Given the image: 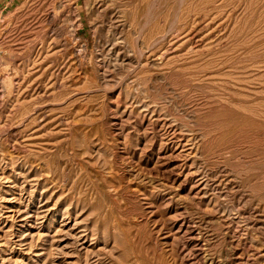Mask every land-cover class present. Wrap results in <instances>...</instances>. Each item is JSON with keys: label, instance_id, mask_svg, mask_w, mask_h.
Segmentation results:
<instances>
[{"label": "rangeland", "instance_id": "374dc122", "mask_svg": "<svg viewBox=\"0 0 264 264\" xmlns=\"http://www.w3.org/2000/svg\"><path fill=\"white\" fill-rule=\"evenodd\" d=\"M0 264H264V0H0Z\"/></svg>", "mask_w": 264, "mask_h": 264}, {"label": "bare ground", "instance_id": "6f19581e", "mask_svg": "<svg viewBox=\"0 0 264 264\" xmlns=\"http://www.w3.org/2000/svg\"><path fill=\"white\" fill-rule=\"evenodd\" d=\"M202 14V13H201ZM198 15V14H197ZM191 16V15H190ZM191 19H192V17H191ZM194 21V20H193ZM198 21V20H197ZM196 22V21H195Z\"/></svg>", "mask_w": 264, "mask_h": 264}]
</instances>
